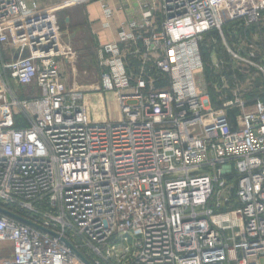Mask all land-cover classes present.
Masks as SVG:
<instances>
[{
  "label": "built area",
  "instance_id": "2783aa9c",
  "mask_svg": "<svg viewBox=\"0 0 264 264\" xmlns=\"http://www.w3.org/2000/svg\"><path fill=\"white\" fill-rule=\"evenodd\" d=\"M90 1L0 0V264H259L264 93L216 113L196 76L206 36L229 52L222 30H258L264 0H140L99 83L68 87L56 15ZM98 93L119 119H87Z\"/></svg>",
  "mask_w": 264,
  "mask_h": 264
},
{
  "label": "rangeland",
  "instance_id": "374dc122",
  "mask_svg": "<svg viewBox=\"0 0 264 264\" xmlns=\"http://www.w3.org/2000/svg\"><path fill=\"white\" fill-rule=\"evenodd\" d=\"M60 0H47L55 3ZM93 0L92 4H97ZM45 3L44 1L42 2ZM78 7H72L57 13L68 11L77 12L75 20L81 21L65 29L59 26L61 32L60 45L62 48H71L75 55V77L72 74L70 64L60 59L64 79L68 87L75 82L78 85H97L99 82L101 67L98 61V45L90 33L88 23L84 22V12ZM79 10V11H78ZM61 17V16H60ZM60 21V20H58ZM57 23V21H56ZM59 23V22H58ZM248 30L236 29L233 31L222 30L228 50L222 45L220 34L217 30L211 31L203 41V70L196 76L199 93L202 100L209 101V106L214 111L221 112V102H226L236 97L247 100L264 93V31L261 26L253 31L252 37L248 36ZM216 43H214V41ZM254 44L255 50L250 46ZM237 55L234 60L233 55ZM67 80V81H66ZM19 96L34 94L27 89L14 88ZM87 119L92 122H108L119 119L117 96L113 93H98L82 98ZM237 111L232 109L231 112ZM230 112V113H231ZM0 253L9 255L12 253L10 244L1 243ZM259 264H264V257L259 259Z\"/></svg>",
  "mask_w": 264,
  "mask_h": 264
},
{
  "label": "crops",
  "instance_id": "0c3cea01",
  "mask_svg": "<svg viewBox=\"0 0 264 264\" xmlns=\"http://www.w3.org/2000/svg\"><path fill=\"white\" fill-rule=\"evenodd\" d=\"M139 1L140 0H97V4H92L91 2H93V0H91L88 4L82 5V8L80 7L84 12V22L88 23L87 25L90 29V33L98 46L116 37L121 22H127L139 17ZM102 6H108L111 9L109 18L103 16ZM76 13L77 12L68 11L61 13V15H56L57 24L62 30L63 28L67 29L71 25L72 20H75L74 15ZM80 22L81 21L76 19L73 23L78 24ZM105 23L109 24L107 29L102 27ZM262 27L264 31V21ZM225 30H229V28ZM252 35V32L248 33V36L252 37Z\"/></svg>",
  "mask_w": 264,
  "mask_h": 264
},
{
  "label": "water",
  "instance_id": "95a60500",
  "mask_svg": "<svg viewBox=\"0 0 264 264\" xmlns=\"http://www.w3.org/2000/svg\"><path fill=\"white\" fill-rule=\"evenodd\" d=\"M25 56H26V54H23V55H22V57H25ZM0 211H1L2 213H7V212H5V211H3V210H1V209H0ZM77 255L80 256L78 253H77ZM80 257H81V256H80ZM81 258H82V257H81ZM82 260L85 262V264H88L83 258H82Z\"/></svg>",
  "mask_w": 264,
  "mask_h": 264
},
{
  "label": "trees",
  "instance_id": "16d2710c",
  "mask_svg": "<svg viewBox=\"0 0 264 264\" xmlns=\"http://www.w3.org/2000/svg\"><path fill=\"white\" fill-rule=\"evenodd\" d=\"M234 113H235V111L233 113H231V116H233L232 114H234Z\"/></svg>",
  "mask_w": 264,
  "mask_h": 264
}]
</instances>
